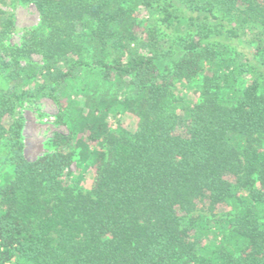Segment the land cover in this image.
<instances>
[{"label":"trees","instance_id":"obj_1","mask_svg":"<svg viewBox=\"0 0 264 264\" xmlns=\"http://www.w3.org/2000/svg\"><path fill=\"white\" fill-rule=\"evenodd\" d=\"M20 2L40 23L10 43L0 9V264H264V0ZM83 68L124 96L70 99L80 136L27 159L17 107ZM198 78L178 111L175 83Z\"/></svg>","mask_w":264,"mask_h":264},{"label":"rangeland","instance_id":"obj_2","mask_svg":"<svg viewBox=\"0 0 264 264\" xmlns=\"http://www.w3.org/2000/svg\"><path fill=\"white\" fill-rule=\"evenodd\" d=\"M123 5L134 6V0H120ZM137 6V7H136ZM135 9L137 19L145 20L149 17V12L143 5H136ZM0 9L11 17L14 22V29L10 33L8 41L10 43L19 44L23 36L30 30L39 26L40 17L37 9L32 3H22L20 0H0ZM34 61L42 63L38 55L33 56ZM3 82L0 78V88ZM176 97L183 100L176 102L178 111L185 105H191L199 98L200 79L193 80L189 83L177 82L173 87ZM125 87L115 82L102 83L99 76L95 72L89 71L87 68L79 70L73 78L67 80L65 84L55 92L56 99L51 97H41L34 104L23 102L17 107V110L23 117V126L21 130L23 153L24 156L33 160L38 156L50 152L52 145L50 139L54 133H60L70 136L72 140L80 136V133L73 132L79 121V112L71 105V100L80 98L84 93L99 92L106 96H124ZM77 94V95H76ZM65 111V112H64ZM61 115V118L59 117ZM63 115V117H62ZM59 117V119H58ZM117 123L121 126L126 125L130 128L132 124H128L123 113L117 114ZM77 135V136H75ZM73 164L69 171L70 186L82 190H88L93 179V169L91 167L84 168L79 160V148L72 143ZM3 151L0 152V182L9 175L10 167L3 163ZM4 165H1V164ZM25 264V263H22Z\"/></svg>","mask_w":264,"mask_h":264}]
</instances>
